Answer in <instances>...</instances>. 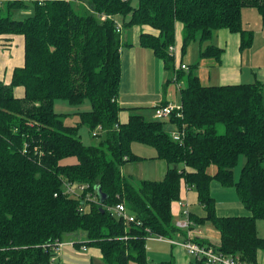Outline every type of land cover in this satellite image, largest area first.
<instances>
[{
	"label": "trees",
	"instance_id": "1",
	"mask_svg": "<svg viewBox=\"0 0 264 264\" xmlns=\"http://www.w3.org/2000/svg\"><path fill=\"white\" fill-rule=\"evenodd\" d=\"M133 1L7 0L0 7V49H10L15 36L23 38V65L14 68L8 80L0 79V264H56L53 249L78 232L84 240L75 247L95 249L103 264H149L150 237L172 240L181 231L173 221V215L178 216L173 204L181 199L183 187L194 191L202 210L201 216L189 214L193 224L210 222L219 234L218 246L202 241V236L193 241L237 255L246 264H260L258 253H264L256 224L264 220L260 85L205 86L197 62L174 76L180 109L161 120H147L136 113L142 108L123 107L117 101L120 55L130 45L116 28L118 24L123 31L138 28L139 46L172 72L169 47L175 44V26L180 24L181 55L191 43H210L199 51L198 60L219 64L223 49L210 42L215 32L237 34L240 51L251 48L254 35L242 27V9H255L264 23V0H136L135 6ZM79 2L86 5L78 6ZM28 4L31 15L12 18L13 10ZM55 101L88 102L90 110L78 113L76 126H67L66 115L54 111ZM123 112H128L125 122L120 119ZM167 123L174 130L166 131ZM80 126L90 133L100 126L99 143L84 146ZM134 143L152 148L155 159L169 166L161 181L133 182L122 175L125 163L143 160L133 153ZM241 157L244 165L235 181L233 170ZM69 158L76 162L64 164ZM213 181L233 188L251 215L218 217L210 190ZM66 184L86 190L72 198L64 192ZM98 187L106 196L102 203ZM121 202L134 222L125 223L106 210ZM160 264L174 263L170 259ZM190 264L204 262L192 259Z\"/></svg>",
	"mask_w": 264,
	"mask_h": 264
},
{
	"label": "crops",
	"instance_id": "2",
	"mask_svg": "<svg viewBox=\"0 0 264 264\" xmlns=\"http://www.w3.org/2000/svg\"><path fill=\"white\" fill-rule=\"evenodd\" d=\"M242 20V18H241ZM247 30V28L243 27ZM133 42L128 43L127 38H125L124 44L130 45L127 47H123L120 55V70H121V76H120V84H119V95H118V103L120 106L123 107H138L142 108V110H145L144 112H141V115L145 117L147 120H154L153 118V106L156 105H162V104H173V105H179L180 104V95L179 91L177 89V85H175L174 80L177 75V73L180 72V66L186 65L183 64L182 57L180 52L181 48V39L180 42L175 44L173 46V56H174V71L170 72L164 69L163 64L161 61H159L155 56L149 51L144 48H141L138 44V36H139V29L133 28ZM125 31V30H124ZM123 31V32H124ZM181 31L182 26L180 24L176 25V37L178 34H180L181 37ZM179 32V33H178ZM216 38L215 42L211 44L215 45L216 47L222 48L223 53L220 58V63L215 64L211 60H202L199 62V67L197 70L199 79L201 83L205 86H225V85H240V84H253L257 83L260 85L264 100V65L261 61L254 58L256 54V49H260L259 44H255L254 42L251 46V48L246 49L248 53V50H252L253 46L255 49L248 53L249 58L245 59V63L243 62V52L239 50V37L237 34L229 33L226 30H220L215 32ZM123 40V38H122ZM6 43H10L9 41H4ZM195 43V42H194ZM210 44V43H206ZM200 48L196 52V56L198 55L199 51L202 49L200 44ZM7 47V46H6ZM9 47V46H8ZM206 47V46H205ZM10 49H0V79L8 80L11 72L14 68L21 67L23 65V38L21 36H15L13 37L11 41V47ZM140 48L145 50L144 59H147L148 65H149V71L146 74L147 76V93H139L138 92V86L141 79L138 78L137 73V64H136V49ZM11 54V55H10ZM176 55H179L180 60L176 62ZM159 63V71H156V64ZM191 66V65H190ZM186 65V69L183 70L185 73L187 72V69L190 67ZM153 68V72L151 70ZM210 68H213L215 70H211ZM201 69H206L208 72L205 75H202L200 73ZM180 74V73H179ZM185 75H182L181 79L178 80V85L181 87L185 84ZM159 87V91L153 92L155 89L154 87ZM153 87V88H152ZM128 112H123L120 115L121 122H125L127 118ZM172 127V126H171ZM173 129V128H172ZM170 132V131H169ZM141 144L134 143L132 145V151L135 155L143 158L141 161H135L136 163H142V162H155V176L160 180L162 177L164 178V175L169 168V166L161 160L155 159V151L151 152L149 157H146L144 155V148H141V146H137ZM144 146V145H142ZM147 147V146H145ZM151 150V151H152ZM132 166L130 165H123L121 169V173L123 170L122 175L126 174L124 170L131 169ZM143 169V168H142ZM213 169L211 170V173H213ZM142 176H149V174L144 175L143 170L141 173ZM127 176V175H126ZM128 178H133L131 175L128 176ZM216 182V181H215ZM212 185V182H211ZM210 185V190H211ZM212 195V193H211ZM213 197V196H212ZM183 202L187 206V212L190 213H196L197 215H202V210L199 206L196 205V195L194 191L188 187L186 189L183 187L181 190V199L179 200ZM178 201V202H179ZM178 202L173 204L174 211L178 214V217H180L182 220H184V216L182 215L183 208L178 205ZM220 207V206H217ZM216 207V208H217ZM225 207H242L244 208L238 201L233 204H227ZM245 209V208H244ZM217 212V209H216ZM217 215V213H216ZM218 216V215H217ZM222 217V216H218ZM223 217H248L244 215L240 216H223ZM257 224V223H256ZM198 229L199 226H196ZM258 231V226H257ZM218 233V232H217ZM181 236H184L185 240V230L181 229L179 232ZM219 235V234H218ZM202 236V237H201ZM76 236L71 235L68 236V239L66 242H62L61 247H71L70 244L73 245L76 243L75 238ZM201 240L205 241L207 244L212 246H218L219 245V239L215 242L209 240L205 236L200 235ZM174 242L175 239H172ZM184 242V241H182ZM173 250V257L171 259L173 260L174 264H190L191 258L186 254L185 250L177 245L170 244ZM75 248V245H74ZM175 248V249H174ZM88 251H96L95 249H86V251H83L87 253ZM68 250H60L58 249L57 254L61 253V256L67 257ZM98 255L100 256L99 252L96 251ZM65 259V258H64ZM93 259L90 258V261ZM65 260H61L62 264H65ZM76 263H85V262H78ZM258 262L260 264H264V253L259 252L258 253Z\"/></svg>",
	"mask_w": 264,
	"mask_h": 264
},
{
	"label": "rangeland",
	"instance_id": "3",
	"mask_svg": "<svg viewBox=\"0 0 264 264\" xmlns=\"http://www.w3.org/2000/svg\"><path fill=\"white\" fill-rule=\"evenodd\" d=\"M7 0H0V7H4L6 4ZM80 3V2H79ZM133 6L136 5V0L133 1ZM78 6H85V3H80ZM33 8L30 4L24 9H15L12 11L11 15L13 19L16 20H22L29 15L32 14ZM2 15H5L3 13ZM241 18H242V27L247 28V30H250L253 32L254 35V46L255 44L260 45V49H256V54L254 56L255 59L259 60L262 62L264 65V23L262 21L261 16L258 14V12L255 9L251 8H243L242 13H241ZM176 29V26H175ZM133 28L131 29H126L124 32L121 30L119 34L122 36L123 40L125 41V38H127L128 43L133 42ZM179 33V32H178ZM182 34V31H181ZM216 38V34H214V37L210 42L214 43ZM180 39H182V35L180 37V34L176 37V44L175 46L177 47V43L180 42ZM208 44L204 43L201 45L202 50L207 46ZM253 46L252 50H248V53H251L255 47ZM200 48L199 42L191 43L188 48L186 49L185 54H183L184 57H182L183 64H186L188 66L194 65L198 61V55L196 56L197 50ZM248 53L246 51L243 52V62L245 63V59L249 58L247 56ZM144 54L145 50L137 48L136 49V64H137V73H138V78L141 79L139 82L138 86V92L139 93H147V76L146 74L149 71V65L147 62V59H144ZM199 54V53H198ZM11 55V54H10ZM180 60L179 55H176V62ZM185 65V66H186ZM211 70H215L213 68H210ZM153 72V68H151ZM156 71H159V63L157 62L156 64ZM174 71V69H173ZM206 69H201L200 73L202 75L207 74ZM153 88V87H152ZM153 92L159 91V87H154ZM90 106L88 102H85L84 104L81 105H69L68 103L64 101H55L54 102V111L57 114H65L66 116L63 117V122L67 126H76L80 120H79V112H84V111H89ZM145 110H139L136 113L141 115V112H144ZM171 127L170 124H166L165 130L166 131H172L174 128ZM96 129V128H95ZM95 130L92 131V133ZM91 131L88 130L86 126H80L78 130V135L80 137V140L84 144V146H90V145H96L99 143V138L93 137ZM217 132L218 134L223 133V127L222 125L217 126ZM141 146V148H144V155L146 157H149L151 152H154L152 149L142 146V145H137ZM152 150V151H151ZM76 160L74 158H69L65 160L63 163L64 164H73L75 163ZM156 162V161H155ZM154 161H148V162H142V163H136V162H127L124 165H130L132 166L131 169L129 170H124L126 174H124V177L128 178L129 175H131L133 178V182H138L141 180H149V181H161L163 177L158 180L155 176V163ZM244 165V159L243 157L240 158L238 165L234 168L233 170V178L235 181L238 180L239 178V171L241 167ZM143 168V169H142ZM183 168L182 165L178 166V169L181 170ZM144 175L149 174V176H142L141 173ZM123 173V170H122ZM127 175V176H126ZM211 193L212 196L215 200L216 207H217V215L218 216H250L251 213L242 208V207H225L227 204H233L237 202L235 190L233 188H224L217 182L213 181L211 185ZM173 221L174 224H177V222L182 221V219L178 216L173 215ZM257 226H258V236L260 238H264V220L259 219L257 221ZM200 232L202 233L203 236L208 238L209 240L215 242V240L219 239V235L217 231L213 228L212 224L210 222H205L204 224L200 225L199 228ZM76 240V243H80L84 240V235L81 232H78L76 234H73ZM68 239V238H67ZM65 238L63 240V243L67 241ZM174 239L176 242H182L184 241V236L182 237L181 234H176L174 236ZM216 240V241H217ZM62 243V244H63ZM71 247H59L60 250H68V255L67 257L61 256V253L57 254L55 258V263L56 264H62L61 260H65V264H103L101 261V257L98 255L96 251H88L87 253L83 252L81 247H75L74 245H70ZM172 246L170 243L167 242H160L157 240H151L149 239L147 241V261L149 264H160L163 261H169L171 257H173V250L171 248ZM175 249V248H174ZM65 258V259H64ZM90 258L93 260L90 261ZM192 260V259H191ZM75 261L78 262H85V263H76ZM134 264V263H130Z\"/></svg>",
	"mask_w": 264,
	"mask_h": 264
},
{
	"label": "built area",
	"instance_id": "4",
	"mask_svg": "<svg viewBox=\"0 0 264 264\" xmlns=\"http://www.w3.org/2000/svg\"><path fill=\"white\" fill-rule=\"evenodd\" d=\"M41 2L42 0H38ZM121 25H117V32L121 31ZM169 52L173 53V46L169 47ZM181 70H185V65L180 66ZM153 118L156 120H161L163 118L168 117L172 113V111H177L180 109V105H173L167 104L165 106L156 105L153 106ZM177 116H179L177 114ZM101 131V127L97 126L95 131L92 133L93 137H96L99 132ZM98 133V134H97ZM174 139H178V133H172ZM64 192L68 194L72 198H77L86 190V186L83 185H72L66 184L64 185ZM89 198H85L84 201L88 200ZM178 205L183 208L182 215L184 216V220L177 222L176 227L180 230H185V240L184 242H174L173 240L164 239L162 237H150L151 240H157L160 242H167L173 245H177L183 248L186 254L191 259H195L197 261H202L204 264H246L237 255H225L217 250H215L211 246H203L199 245L198 243L194 242L193 240L201 235L199 229L193 224V222L189 218V214L187 212V206L179 201ZM106 210L115 216L116 218L121 219L125 223H132L134 222V217L128 213L126 210L124 203H118L112 207H106ZM70 245H73L72 243ZM62 246V243L58 245V248H54L53 251L55 253V257L52 259L55 262V258L57 256V251L59 247ZM82 251H86V247L81 248Z\"/></svg>",
	"mask_w": 264,
	"mask_h": 264
},
{
	"label": "water",
	"instance_id": "5",
	"mask_svg": "<svg viewBox=\"0 0 264 264\" xmlns=\"http://www.w3.org/2000/svg\"><path fill=\"white\" fill-rule=\"evenodd\" d=\"M173 168L175 169L176 167L174 166ZM96 193L98 195L99 202L102 203L104 199L106 198V196L103 193H101L99 187L97 188Z\"/></svg>",
	"mask_w": 264,
	"mask_h": 264
}]
</instances>
